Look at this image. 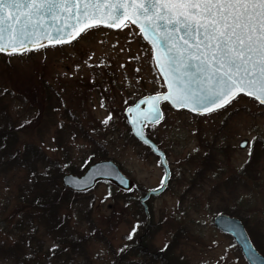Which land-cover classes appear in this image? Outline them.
<instances>
[{
	"label": "rangeland",
	"instance_id": "1",
	"mask_svg": "<svg viewBox=\"0 0 264 264\" xmlns=\"http://www.w3.org/2000/svg\"><path fill=\"white\" fill-rule=\"evenodd\" d=\"M161 85L150 47L132 26L0 56V123L15 131L20 158L23 151L42 154L30 156V168L0 165V264H248L213 225L219 213L244 220L264 254V107L244 97L210 116L161 107L162 121L145 133L164 151L171 178L162 194L146 201L145 229L138 201L160 186L163 170L132 137L122 113ZM109 112L105 127L99 121ZM101 159L115 162L135 190L102 182L74 193L62 186L63 174L78 175ZM51 185L60 201L33 206L32 197Z\"/></svg>",
	"mask_w": 264,
	"mask_h": 264
},
{
	"label": "snow or ice",
	"instance_id": "2",
	"mask_svg": "<svg viewBox=\"0 0 264 264\" xmlns=\"http://www.w3.org/2000/svg\"><path fill=\"white\" fill-rule=\"evenodd\" d=\"M102 26H136L152 47L166 90L126 109L145 142L144 129L163 118L161 102L197 116L220 111L241 95L264 107V0H0V53L22 55L45 47V40L70 43ZM112 119L109 112L99 123L106 127Z\"/></svg>",
	"mask_w": 264,
	"mask_h": 264
},
{
	"label": "water",
	"instance_id": "3",
	"mask_svg": "<svg viewBox=\"0 0 264 264\" xmlns=\"http://www.w3.org/2000/svg\"><path fill=\"white\" fill-rule=\"evenodd\" d=\"M93 30H98V29H93ZM105 30H107V29H105ZM117 31H119V30H116L113 32H117ZM76 41H74V42H76ZM43 43L45 44V46L52 45V44H49L47 40L43 41ZM29 47H31V46H29ZM36 52H38V51L32 52L30 54H33ZM4 54H6V53H4ZM157 71H158V69H157ZM158 73H159V71H158ZM162 80H163V78H162ZM165 90H166V88H165ZM239 98H241V97H239ZM141 99H143V97L138 99L133 105L128 106V107H133L134 105L139 104V101ZM148 106H150V105L141 104L140 108H146ZM127 108H125V110L123 112V116L125 118L126 123L129 125V127L131 129L132 135L139 142H141L145 146L149 147V149L155 155H157L159 157L160 164L164 169V177H163V179L165 181L164 185L161 186L160 188L156 189V190L146 191L145 195L140 199V203L143 206V210H144V213H145L146 218H147L146 223H148L149 222V214H148V210H147V207H146L144 202L150 196H158L159 194H161L165 190L167 183H168V180L170 178V171H169L167 160H166L163 152L160 151L157 148V146L146 135L145 136L148 138V142H145V139L143 137L138 136L136 134L137 129H139V125L137 124L135 128L133 127V124L130 122V114L126 111ZM224 109H221V110H224ZM217 112H214L213 114H215ZM213 114H211V115H213ZM205 116H210V115H205ZM246 144H247V142L245 140H243L239 143V147L244 148L246 146ZM100 172L111 173V174L110 175H100L99 174ZM122 180H123V182H121ZM101 181L109 182L110 184L114 185L116 188H119V189L124 190V191H131L133 186H134V182L132 180L124 177L121 174V172L119 171L118 166L111 160H100V161H96V162L92 163L80 176H75L73 174H65L61 178L62 185L67 187L68 189H70L72 191H75V192L88 191L91 188H93L98 182H101ZM213 225L222 233L228 234L233 238L234 242L238 245V247L240 248V250L244 256V258L246 259V261L249 264H264V257L260 253H258L257 250L254 248L244 226L242 225V223L240 222L239 219L225 215V214H217L213 218Z\"/></svg>",
	"mask_w": 264,
	"mask_h": 264
},
{
	"label": "trees",
	"instance_id": "4",
	"mask_svg": "<svg viewBox=\"0 0 264 264\" xmlns=\"http://www.w3.org/2000/svg\"><path fill=\"white\" fill-rule=\"evenodd\" d=\"M26 54H29V52ZM0 56L5 57L3 55H0ZM14 132L15 131L11 127H9L6 123L4 124L0 123V165L4 166L8 164L7 167H9V166L17 164L20 166L30 168L29 161L31 160V157L36 156L37 158H39L42 154L37 150L35 151L34 155L32 153H27V152L24 153L23 151L21 155H24V157L20 158L17 147L15 146L17 138L16 136L13 135ZM49 168L51 170L50 166ZM46 176H48L47 182H52V179H51L52 175L50 171L46 172ZM35 178H36V181H38L37 180L38 177H35ZM41 190L43 191H41L40 193L32 197L34 198L33 199L34 203H32L33 206L36 205L38 208L47 209V207H49L50 205H53L57 199L60 201L59 198L61 196H60L59 189L55 187L54 185H51V188L45 186ZM49 193L52 197L44 201L42 197L48 195ZM230 215L233 216V213H230ZM242 222L245 226V221L243 220ZM76 243H80V241ZM262 255L264 256V254Z\"/></svg>",
	"mask_w": 264,
	"mask_h": 264
}]
</instances>
